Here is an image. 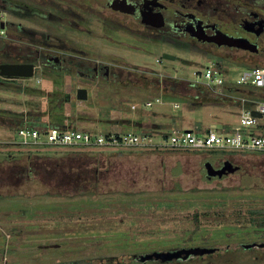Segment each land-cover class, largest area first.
Segmentation results:
<instances>
[{
	"label": "rangeland",
	"instance_id": "374dc122",
	"mask_svg": "<svg viewBox=\"0 0 264 264\" xmlns=\"http://www.w3.org/2000/svg\"><path fill=\"white\" fill-rule=\"evenodd\" d=\"M0 20L5 21L7 27L11 22H18L14 15L7 12L0 13ZM42 28L46 30L44 26ZM94 29L92 33L86 30H67L70 38L67 39L68 43L88 52L93 60H116L130 66L132 73L122 72L120 82H105L101 78L90 80L80 77L81 74L53 71L50 72L56 77L50 80L44 76H36L37 73H42L38 72L40 68L32 79H19L18 82L24 86L47 87L69 94L63 104L65 114L70 115L66 123L70 122L79 129L88 128L98 132L118 129L140 134L144 130L152 135H143L151 138L154 144L162 146L114 148L48 143L12 145L8 143L23 142V137L17 130L0 127V154H29L47 150H107L106 154H97L103 167L96 190L142 192L144 197L119 194L115 198L99 199L93 203L91 199L82 202L80 198L76 199L73 195L80 189H88L93 181L92 172H85L80 168L79 163L85 160L77 156L73 161L52 160L50 167H45L43 171L40 169L38 177L32 169L38 164L29 166L30 157L25 154L14 161L0 158V264H48L56 260L73 262L80 259L93 260L96 255L141 254L193 246H216L225 250L233 246L241 247L240 244H249L264 237V229L251 222L253 216L261 219L262 215L249 212L253 208H264V153L246 156L238 155L242 151L226 150L222 153L233 163L242 166L243 170L212 179L207 178L205 163L211 161L218 166L220 162L217 155L206 156L186 149H176L175 153L164 155L143 153L153 147L158 151L162 150L169 143L168 137L159 131L160 127H164L165 131L172 127L196 128L195 122H201L222 132L230 131V126L240 122L242 106L227 101L230 97L226 94L219 98L224 103L205 104L196 108L185 97L187 95L197 101L214 97L206 94L208 90L205 86L193 83L202 80L195 73L209 59L198 54L197 50L181 52L168 44H145L141 38L124 35L119 29L105 32L108 37L96 27ZM49 31L64 33L65 28H49ZM0 40L7 44L6 49L22 54L33 53V45L28 41ZM167 51L172 52L176 58L163 57ZM219 60L228 69L222 71L227 81H237L246 70L253 67H264V54L259 56L247 53L243 62L237 57L228 56L219 57ZM84 85L88 87L90 96L87 100H80L76 92ZM157 86L159 90L155 91ZM172 88L177 93L168 91ZM158 96L162 98V102H155L152 106L145 105L146 101ZM25 100L41 102L42 98L0 89V107L25 110L23 105H19ZM133 104L137 108L133 109ZM171 116L177 118L174 124ZM225 122L228 126H225ZM43 138H46L45 134ZM29 173L33 175L30 176ZM89 178L91 181L87 182ZM238 187L248 188L242 192L236 191L239 196H227L224 201L202 200L203 196L198 195L204 193L193 195L189 192L190 189H214L219 192L223 188ZM181 190L188 193L183 194ZM46 191H51V194L63 192L73 197L68 200L45 198ZM159 192L172 195V200L147 198ZM16 194L18 196L14 198ZM189 202L194 205H189ZM237 202L243 208L234 207ZM202 205L206 208L224 205L228 216L216 222L203 216L202 225L197 227L189 212L203 207ZM255 255L260 256L259 260L246 259ZM206 258L208 256L205 257L207 264H221L225 261L217 262L215 258L219 259L218 254H213L212 259ZM233 260L240 264H264V249L254 248L244 252V255L236 256V259L233 256ZM203 262L195 260L190 264ZM173 263L147 261V264Z\"/></svg>",
	"mask_w": 264,
	"mask_h": 264
},
{
	"label": "flooded vegetation",
	"instance_id": "af4514ba",
	"mask_svg": "<svg viewBox=\"0 0 264 264\" xmlns=\"http://www.w3.org/2000/svg\"><path fill=\"white\" fill-rule=\"evenodd\" d=\"M3 12L14 15L18 22H11L7 27V23L0 20V39L28 41L33 45L32 54L6 49L11 58L7 62L34 63L35 71L41 69L38 72L75 73L82 78H101L105 82H120L122 72L131 74L127 64L93 60L88 52L69 45L67 30L92 33L95 27L103 35L108 30L119 29L124 35L141 38L145 44H168L181 52L197 50L207 59L228 56L243 62L247 53L264 54V0H0V13ZM61 27L65 28L64 33L49 31V28ZM242 39L257 43L258 49L219 44V41ZM83 87L88 89L86 85ZM204 154L219 156L220 164L213 162L216 167L230 160L222 151ZM252 243H264V237ZM243 248L264 249V246ZM194 257L176 260L187 261ZM259 258V255L254 257ZM61 263L76 264L64 260L48 264Z\"/></svg>",
	"mask_w": 264,
	"mask_h": 264
},
{
	"label": "trees",
	"instance_id": "16d2710c",
	"mask_svg": "<svg viewBox=\"0 0 264 264\" xmlns=\"http://www.w3.org/2000/svg\"><path fill=\"white\" fill-rule=\"evenodd\" d=\"M6 43L2 40H0V62H7L9 60H11L10 58V51L6 50ZM216 62L218 67L222 70V71H226V68H224V66L221 64V61L219 59H215L214 57H212ZM36 76H44L45 78H48L50 80H52L53 78H55V74H52L50 72H42V73H37ZM21 79V78H20ZM26 79H32V78H26ZM19 79H6L0 76V89H4V90H13V91H18L20 93H25V94H30V95H34L36 97H40L42 98L41 102H36V101H31V100H25L24 102H20L19 105H23L25 110H16V109H12V108H5V107H0V127L2 128H9L11 130H19V128L21 127H28V128H38L42 131V133H46L49 129H51L52 127H58L60 129H66L67 126H73L72 123H66V119H68L70 117V115H66L65 111L63 110V104L64 102L67 100V97L69 98V94H65L64 92L61 91H56V90H52L51 88L48 89L47 87H41V86H31V85H27L24 86L23 84H21L20 82H18ZM260 88V87H258ZM247 88V89H243L244 90V94H254V95H264V88ZM206 89L208 91H206V94H208V96L211 97L214 96L213 98H209V100H205V101H197V99L195 98H191L190 96L185 95L186 99L189 101V103H191V105H194L196 107L201 106V105H205V104H214V103H224L223 99H219L222 97H219L218 95L214 94L211 90H209L207 87ZM226 89V90H225ZM240 88L238 86H231L229 89H227L225 87V84L223 86V90L225 93L231 92V93H237ZM159 90V87L157 86L155 88V91ZM170 92H176L173 90V88L171 90H168ZM246 91V92H245ZM177 93V92H176ZM242 95V91L239 93V96ZM156 98V97H155ZM232 102L233 104H237L238 106H242L241 102L238 101H229ZM246 106L250 107L252 106L251 102H247ZM171 119L174 120L173 124L175 122V120L177 119L176 117L171 116ZM128 121L131 122L132 120H128V119H124V121ZM134 121V120H133ZM136 122V120H135ZM124 123V122H122ZM172 124V125H173ZM196 125V129L198 131H205L208 130L209 128H206L204 123L198 122L195 123ZM225 126H228V123L225 122ZM160 127V126H159ZM175 128V127H172ZM229 128V127H228ZM84 130H89V131H93L91 129L88 128H81ZM165 137H168L169 134L171 133V128L167 131H165L164 127H160L159 130ZM105 133H110V132H105ZM137 133V132H136ZM148 134V135H152L151 132H146L143 130V133H141V135L143 134ZM140 134V133H138ZM8 144H12V145H19V144H27L24 142H10ZM31 144V143H29ZM44 144V143H43ZM37 145V144H35ZM159 147V146H156ZM156 147L153 148H149V150L143 151L144 154H150V153H156V154H171V153H175L176 148H170V147H162V150H157ZM164 148V149H163ZM172 149V150H171ZM189 150V149H186ZM194 151V152H200V153H213V152H217L219 150H189ZM108 151L107 150H103V149H97L94 151H85V150H69V151H35V152H29V154H25L24 152H18V153H2L0 154V158L6 161H14L17 159H21V156H23L24 154L28 157H30L28 159L29 161V166H33L34 163L38 164L37 166L35 165V167L33 169V173L36 174V176L38 177L39 173H40V169L43 171L46 168L50 167L49 164H52V160H56V161H61L63 159H65L66 161L76 159L75 156H77L78 158H82L85 161H81V163H79L80 168L85 171V172H92V176L91 178L93 179V181H91V178H89L87 180V182L91 181L92 183L89 185V188L86 190H82L80 189L79 192H77V194H74L73 196L76 197V199H81L82 201H86V199H91L92 203L98 201L99 199L102 200L104 198H115L116 195L120 196H128V197H144V194H141L142 192H137V193H132V192H125V191H108V192H98V190H96L95 187L98 186V184L100 183V179H101V167H103V162L100 160L99 157H97V154L101 153V154H106ZM255 154H259V153H253L252 155ZM24 155V156H25ZM1 161V160H0ZM80 162V161H79ZM108 163V162H107ZM75 169H78L75 168ZM243 170L242 166H239V169L237 171ZM236 171V172H237ZM33 173H29L30 176L33 175ZM225 176V175H224ZM86 178V177H85ZM208 178V177H207ZM214 178V177H212ZM209 178V179H212ZM220 178V177H219ZM87 179V178H86ZM223 188L221 191L219 190V192H217L218 190H214V189H205V190H200V189H190V193L194 194H199V193H204L201 195H198V197H202V200H217V201H224L227 196L228 197H234V196H239L236 195V191H244L246 188ZM251 188V187H250ZM255 188V187H254ZM258 188V187H257ZM252 189V188H251ZM250 190V189H249ZM180 192L184 193H188V191L185 190H181ZM124 194V195H123ZM183 194L181 196H183ZM18 194L14 195L13 197H17ZM45 198H55L56 200H59L60 198H67L71 199V195L68 194H64L63 192H54L51 194V191H46L44 193ZM150 197H158V198H167L169 200H172L173 196L169 195V194H163L162 192H159L157 194H152V196H148L147 198ZM182 199V198H181ZM183 200V199H182ZM189 205H194L191 202H189ZM203 206V205H202ZM231 207V206H230ZM234 207L236 208H243V206L240 207V203H236L234 205ZM201 208H206L205 206L201 207ZM200 207H197L196 209H192L190 210L191 212H189L190 214H192V217L194 219V221L197 223V227H200L202 224V220L201 218L203 216L206 217H210L212 219V222H216L217 220H220L223 217H227L228 214H226V208L224 205H218V206H211L210 208H206V210L201 209ZM222 208H225V210H223ZM224 211V212H223ZM249 212H257L259 214H261V219H259L258 217H252V221L253 223L257 224V226L261 227L264 229V208H258V209H250ZM21 232H19L20 234ZM21 247V246H20ZM48 248H51V246H47ZM216 247V246H215ZM252 250V249H250ZM249 251V249H243V247H229L226 248L225 250H223L221 247L218 248L215 252L213 253H206L204 255H197L194 258L187 260V261H180V260H168V261H162L165 263H169V262H174L173 264H178L180 263H191L192 261L197 260L203 262V264H207V260H205V257L208 256L209 259H212L213 254L219 255V259L217 260L215 258V260L217 262H221L222 260L225 259V261L221 264H240L237 263L233 260V256L236 259V256L238 255H244V252ZM136 255V253H125L123 255H107V256H98L96 255L93 259H80L79 261L76 260L74 262H76V264H147L146 262H140L138 261L134 256ZM256 256V255H255ZM247 257L246 259H254V257ZM128 258V259H126ZM206 258V259H208ZM97 260V261H95ZM150 261V260H149ZM156 261H161V260H156ZM191 261V262H190ZM209 261V260H208ZM209 263V262H208ZM202 264V263H201ZM216 264V263H215ZM220 264V263H217Z\"/></svg>",
	"mask_w": 264,
	"mask_h": 264
},
{
	"label": "built area",
	"instance_id": "2783aa9c",
	"mask_svg": "<svg viewBox=\"0 0 264 264\" xmlns=\"http://www.w3.org/2000/svg\"><path fill=\"white\" fill-rule=\"evenodd\" d=\"M195 74L202 77V80L193 81L194 84L207 87L219 97L226 94L223 90L225 79L222 70L214 59H209L205 65H202V69ZM236 83L239 85L252 83L257 87L264 88V67H253L246 70ZM237 100L241 102L242 114L240 122L232 125L230 131L218 132L210 128L200 132L196 128H172L168 136L169 143L164 146L189 150H219L225 152L232 149L240 152L264 153V98L250 100L241 96ZM162 101V98L158 96L154 100L146 101L145 105L152 106L155 102ZM247 102H251L252 106H246ZM176 106L178 105L176 104ZM132 108H137V105L133 104ZM253 110L261 112L263 116L253 115ZM18 134L23 137V142L27 144L96 145L114 148L162 146L151 142L152 139L147 135L118 129L105 133L67 126L66 129L52 127L46 133H42L38 128L21 127ZM44 134L46 138H43Z\"/></svg>",
	"mask_w": 264,
	"mask_h": 264
},
{
	"label": "water",
	"instance_id": "95a60500",
	"mask_svg": "<svg viewBox=\"0 0 264 264\" xmlns=\"http://www.w3.org/2000/svg\"><path fill=\"white\" fill-rule=\"evenodd\" d=\"M5 25L2 24V28ZM227 43L229 45H237L251 50H257V43H252L249 40H225L219 41V44ZM163 57L168 59H175L176 56L164 52ZM36 67L34 63H17V62H3L0 63V76L6 79H26L32 78L35 75ZM77 98L80 100H87L89 98L88 89L85 87H79L77 89ZM252 114L257 117H262V113L256 110L252 111ZM206 173L208 178L212 177H223L226 174L236 172L239 169L238 165H235L231 160H226L223 162L221 167H216L213 162L207 161L205 163ZM264 246V243H249L243 244L245 248H251L254 246ZM217 247H208V246H193V247H184L176 248L173 250H163V251H153L147 253L136 254L134 257L140 262H146L149 260H161L168 261L173 259H187L192 256L204 255L206 253H213L217 250ZM61 264H71V263H61Z\"/></svg>",
	"mask_w": 264,
	"mask_h": 264
},
{
	"label": "crops",
	"instance_id": "0c3cea01",
	"mask_svg": "<svg viewBox=\"0 0 264 264\" xmlns=\"http://www.w3.org/2000/svg\"><path fill=\"white\" fill-rule=\"evenodd\" d=\"M210 59V58H208ZM228 70V69H226ZM225 79V78H224ZM238 86L240 89L237 90L238 92L237 93H231V92H228L226 93L227 96H229L230 98L227 99V101H238L237 98L238 97H247L249 98L250 100H258V99H263L264 98V95H254V94H244V90L247 89V88H251V87H254V88H258L257 86H255L254 84L252 83H249V84H245V85H239L238 83H236V81H227L225 79V87L227 89H229L231 86ZM244 89V90H243ZM260 89V88H258ZM226 90V89H225ZM242 91V95L239 96V93ZM246 92V91H245ZM195 123H198V122H195ZM206 128H211V127H207L205 126ZM231 127V126H230ZM192 128V127H191ZM113 129V128H112Z\"/></svg>",
	"mask_w": 264,
	"mask_h": 264
}]
</instances>
